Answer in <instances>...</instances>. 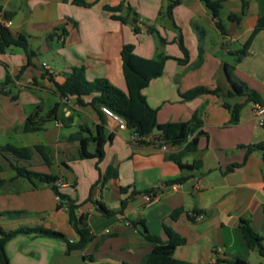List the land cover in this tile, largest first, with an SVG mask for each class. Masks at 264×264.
<instances>
[{
  "label": "crops",
  "instance_id": "crops-1",
  "mask_svg": "<svg viewBox=\"0 0 264 264\" xmlns=\"http://www.w3.org/2000/svg\"><path fill=\"white\" fill-rule=\"evenodd\" d=\"M83 1L86 6L75 0H0V14L12 21L10 31L28 37L36 53L31 66L21 72L27 62L25 52L14 46L0 51V95L19 103L10 91L16 86L29 96L23 102L32 114L44 102L36 93L56 98L48 101V111L59 104L58 122L45 124L42 131L24 133V124L2 123L0 133L37 134L38 141L22 147L51 149V166L35 154L36 165L31 161L29 169L57 176L61 192L79 205L78 214L92 235L82 249L70 252L68 241L76 243L80 237L70 223L66 202L58 201L48 183L20 177L5 163L0 172V227L6 232L41 227L66 238L18 235L5 245L9 264H145L154 246L141 232L146 229L167 241L165 228L186 241L175 250L177 260L232 264L239 258L247 264H264V257L247 247L238 227L240 220L249 221L264 244V150L248 152L252 146L264 147V126L254 115V103L246 97L216 94L182 98L196 87L219 88L227 94L232 90L227 72L231 67L264 100V29L254 37L249 55L238 60L259 19L264 18V0H224L219 18L202 0H180L172 17L168 9L176 0ZM118 6L128 23L112 19L104 10ZM196 28L203 31L201 39ZM180 40L189 54L186 64L178 61L183 58ZM127 44L145 59L167 57L162 76L152 80L143 94L157 110L159 125L198 118L201 125L188 139L197 138V146L182 157L181 164L200 161L199 168L181 169L171 159L185 146L139 144L130 130H119L108 117L101 123L87 105L91 98L83 100L85 105L61 99L46 75L45 63L37 60L44 45L49 49L56 45L63 75L52 69L55 82L62 83L73 68L84 67L89 81L104 78L125 92L121 51ZM237 104L243 108L234 123L232 108ZM99 125L112 138L98 164L97 159H80L79 142L69 137L80 131L94 137ZM89 148L94 151L93 144ZM233 165L238 166L229 170ZM180 177L186 178L182 184H166ZM122 188L128 191L122 193ZM133 192L141 194L132 197ZM145 195L154 198L152 205L146 204ZM177 210L183 213L173 220L171 215Z\"/></svg>",
  "mask_w": 264,
  "mask_h": 264
},
{
  "label": "trees",
  "instance_id": "trees-1",
  "mask_svg": "<svg viewBox=\"0 0 264 264\" xmlns=\"http://www.w3.org/2000/svg\"><path fill=\"white\" fill-rule=\"evenodd\" d=\"M202 1L212 12L213 16L215 18H219L222 2L224 0ZM179 2L180 0H176L169 6V17L173 16V9L179 4ZM75 3L82 6L87 5L83 0H75ZM104 10L110 13L111 18L114 20H118L124 24L129 22L127 17L120 15L122 12V6L114 8L105 7ZM233 17L234 16H230V18ZM135 23L136 22L134 21V24ZM218 27L222 32H224L220 25H218ZM262 29H264V18L259 19L254 32L238 53V60H241L249 55V49L252 41L257 33ZM196 31L201 39L203 37V31L200 30V28H196ZM12 46L21 48L25 52L27 62L26 65L21 68V72H23L31 66L32 59L36 57V53L31 50L28 37L23 34L15 35L10 31V29L0 26V51L3 52L6 48ZM179 46L183 53V58L178 61L181 64H186L189 60V54L182 40L179 41ZM121 57L123 76L126 82L125 92L113 86L107 79L104 78L89 81L86 78L84 67L73 68L70 73L64 75L62 83L55 82L53 74L46 73V75L49 80L54 83L56 91L61 99H76L79 105H85L83 100L85 98H91V101L87 105L92 108L101 123H104L105 121V114H103L101 108L107 107L114 114L125 120L128 130H130L138 138L139 144H152L159 142L185 146L183 151L179 154L171 156V159L178 164L181 169L193 170L199 168L201 165L200 161H196L190 166H183L181 164L182 157L186 153L193 151L197 146V138H193L191 141L188 139L199 129L201 125L198 118L194 117L190 122L186 123L180 122L159 125L157 122V110L152 109L148 105L146 97L143 94V90L152 80L162 76L167 57L159 59H145L139 57L135 53V47L131 44L123 46ZM227 72L232 87V90L227 94H223L222 90L219 88L216 90H210L206 87H196L183 94L182 98L184 100H193L204 94H216L221 97L228 98L233 96L246 97L248 102L264 104L262 95L240 81L234 75L233 68L228 67ZM7 78L9 79V76ZM242 108L243 105L241 104H237L232 108V121L234 123L238 122L239 112ZM58 111L59 104H56L47 112H43L42 109L38 108L26 119L24 126L22 127V131L24 133L42 131L45 124L53 121L58 122ZM60 120L65 121V118H61ZM155 128L163 130V134L155 135ZM148 137H151L149 141H147ZM111 138V136H106L104 127L99 125L97 127V133L94 137L84 136L83 131H80L72 134L69 137V140L79 142L80 159H97L99 164L105 156V145ZM91 144L94 145L93 153L88 150ZM254 149L264 150V147L262 145L252 146L248 148V152H251ZM35 154H39L47 166H51L53 164L51 149L44 145H36L32 147H16L10 144L5 146L0 145V172L4 169L3 165L6 163L9 167L15 170L20 177H24L31 182L43 180L45 183L51 185L52 189L60 199L59 202H66L70 223L80 237V240L76 243L68 241V250L71 252L82 249L88 242L91 241L92 235L84 222L83 216L78 214L79 205L61 192L60 187L57 186V176L43 175L29 169V164ZM237 166L238 165H233L229 168V170H233ZM105 180H107V177ZM185 180L186 178L180 177L176 180L167 182L166 184L170 186L178 185L182 184ZM121 191L122 193H126L128 188H122ZM138 194L141 193L133 192L132 197ZM125 205V202H123L122 208H124ZM182 213L183 210H177L171 215V218L173 220H177ZM6 214L11 215V213ZM189 217L192 220L195 219L192 216ZM238 227L243 234L247 247L250 250H257L259 255L264 257L263 238L254 231L250 222L242 219L240 220ZM165 232L168 238L167 241L150 234L146 229L141 232L142 235L154 246L151 253L146 256L145 264H190L177 260L174 257L176 248L184 245L186 242L185 239L170 228H165ZM22 234L66 239L65 236L59 232L47 230L41 227H21L10 232H6L0 227V264H9V260L5 252L6 243ZM216 264H226V262L218 261ZM232 264L247 263L239 258H236L232 261Z\"/></svg>",
  "mask_w": 264,
  "mask_h": 264
},
{
  "label": "rangeland",
  "instance_id": "rangeland-1",
  "mask_svg": "<svg viewBox=\"0 0 264 264\" xmlns=\"http://www.w3.org/2000/svg\"><path fill=\"white\" fill-rule=\"evenodd\" d=\"M56 45H53V49H49L47 45L43 46L41 48L42 54H39L37 57L38 63L41 65L43 63L47 64L49 67H51L53 70H56L63 75V73L60 70V60L57 54V51L55 49ZM40 53V51H39ZM10 88L12 95H16L18 97L19 103L13 102L10 100L9 97L0 95V124H11L13 126H21L24 124L25 120L32 115V113H28L29 106L27 103L23 101H27L29 96L22 92L19 88L16 86H11ZM37 97L44 100L43 104L41 105V109L44 112L48 111V101H54L56 100L55 97L52 95L46 94V93H36ZM9 104V107L6 105ZM5 105V106H2ZM27 112V114H25ZM27 115V116H26ZM66 131H74V129H64ZM38 135H28V134H9V133H0V145H13L16 147H22L23 145H29L30 143H34L35 141H38ZM36 157H34V160H32V164L36 165Z\"/></svg>",
  "mask_w": 264,
  "mask_h": 264
},
{
  "label": "built area",
  "instance_id": "built-area-1",
  "mask_svg": "<svg viewBox=\"0 0 264 264\" xmlns=\"http://www.w3.org/2000/svg\"><path fill=\"white\" fill-rule=\"evenodd\" d=\"M0 26L4 28L10 29L12 27V21L5 18L3 15L0 14ZM43 68L46 70L48 74H54L53 70L51 67L47 66L46 64H43ZM103 114H105L106 117L114 121L118 127L119 130H128L127 124L125 120L118 115L114 114L109 108L107 107H102L101 108ZM253 112L255 117L258 119V124L260 126H264V104H258L254 103L253 104ZM134 139L138 143V138L134 135ZM165 149V146L163 147ZM198 185L196 188H198ZM57 186H61L60 183H57ZM175 186V185H174ZM146 204L147 205H152L154 203V198L151 195H145L144 196ZM58 201L60 200L59 197L57 196Z\"/></svg>",
  "mask_w": 264,
  "mask_h": 264
},
{
  "label": "water",
  "instance_id": "water-1",
  "mask_svg": "<svg viewBox=\"0 0 264 264\" xmlns=\"http://www.w3.org/2000/svg\"><path fill=\"white\" fill-rule=\"evenodd\" d=\"M154 134L155 135H159V134H163V130L159 129V128H155L154 130ZM90 152H94L93 150H91L90 148L88 149Z\"/></svg>",
  "mask_w": 264,
  "mask_h": 264
}]
</instances>
